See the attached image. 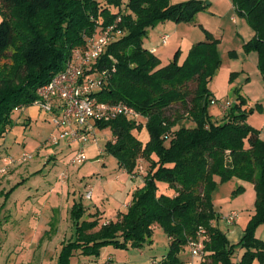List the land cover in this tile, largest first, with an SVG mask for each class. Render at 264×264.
I'll return each instance as SVG.
<instances>
[{
  "label": "trees",
  "instance_id": "trees-1",
  "mask_svg": "<svg viewBox=\"0 0 264 264\" xmlns=\"http://www.w3.org/2000/svg\"><path fill=\"white\" fill-rule=\"evenodd\" d=\"M0 138L13 124L12 114L37 98L38 87L61 71L72 51L83 49L86 37L111 25L122 34L111 41L91 65L108 76L93 93L96 100L123 102L145 118L149 139L134 131L140 120L118 116L109 122L111 139L104 151L118 167L133 173L139 159L146 163L143 185L135 189L116 220L100 222L96 213L83 218L81 201L73 203L74 237L63 242L59 264L76 254L97 257L106 245L142 248L153 227L163 228L169 245L156 264L179 263L178 253L202 236L199 264H264V241L255 229L264 223V139L247 122L245 100L230 105L221 117L208 106L214 99L209 81L220 65L217 39L199 40L179 61L180 49L162 64L143 46L149 28L159 22L191 21L205 11L203 0H0ZM253 37L244 46L257 53L264 76V0H232ZM12 52L8 54V50ZM9 60V62L7 61ZM173 108L172 113L168 110ZM188 122V123H185ZM192 122V124H191ZM237 178L253 184L254 214L243 236L231 243L214 223L218 214L211 194L219 182ZM161 183L167 184L162 190ZM237 186L234 190H242ZM238 249H243L234 260Z\"/></svg>",
  "mask_w": 264,
  "mask_h": 264
},
{
  "label": "rangeland",
  "instance_id": "rangeland-1",
  "mask_svg": "<svg viewBox=\"0 0 264 264\" xmlns=\"http://www.w3.org/2000/svg\"><path fill=\"white\" fill-rule=\"evenodd\" d=\"M170 1L176 3L183 0ZM203 1L210 4L209 10L207 8L205 11L198 12L188 22L166 20L157 23L148 29L146 39L144 38L145 43L148 41L157 45L161 34H167L168 44L157 47L161 62L166 64L172 59L177 49H180L181 61L190 45L199 40H206L208 36L217 39L216 51L220 65L209 81V87L221 99L218 98L210 103L208 111L213 117H217L221 113V105L227 103L232 105L242 98L245 100L244 107L247 108V122L259 129L260 136L264 139V76L257 66V53L246 50L244 46L253 37V30L245 18L238 15L232 8V0ZM3 10L0 3V19ZM233 17L235 21L232 20ZM11 52L12 49H9L8 54ZM229 108L223 112L228 111ZM21 111L13 112V124L0 138V155L14 158L22 153L31 155L28 160L15 163L2 174L4 178L14 173L15 181L12 179L7 183L0 182V264L18 262L20 264H59L57 258L60 244L62 245L63 240L66 242L72 238L74 223L71 219L62 221L66 216L71 217L73 202L67 206V212L64 207L53 209L51 202H47L46 199V193L52 187H55V191L62 193H65L67 189L60 185L62 178L66 180L61 167L54 166L44 158L46 153L53 154V148L56 145L46 141L50 136L58 135V131L54 129L49 121V115L45 112L40 110L38 117L26 122L23 118L26 116L25 112L22 117L19 116ZM172 112L173 108L168 110L169 114ZM139 120L143 121V118ZM96 134L100 146L104 149L106 138L111 136V130L108 127L97 128ZM100 158L103 162L91 163L88 160L83 164L91 169L90 173L93 176H96L95 173L99 174L100 169L102 173L107 174L112 172V170L109 171L110 169L118 168L117 161L111 154L104 151ZM139 164L146 169V163L142 159H139ZM14 166L19 168L13 169ZM160 187L166 188L167 184L161 183ZM236 188L234 178L224 182H219L217 179L211 194L212 202L222 211L235 209L241 212L249 208L254 209L253 189L245 187L234 192ZM97 190L101 191L102 187L97 185ZM78 198L77 196L76 201ZM88 203L91 201L84 199L83 218L88 216ZM121 208L123 210L126 208L122 202L118 201L117 205L109 198H100L96 202V207L94 206L97 217L106 212L108 218L115 213L117 215L118 209ZM240 219L237 223H241ZM248 221L244 223V229ZM217 224L220 229L225 226L221 220ZM58 226L62 227L58 228L60 231L56 233ZM260 226H264V223L259 224L255 229L257 238L259 237L256 231ZM151 240L141 249L134 247L124 249L108 245L98 257L85 256L90 257L89 259H83V255L76 254L71 259V264H156L162 254L167 252L169 245L167 236L159 225L153 227ZM191 255L190 246H185L178 253L180 262L177 264H195L197 260H193ZM155 258L156 262L153 261Z\"/></svg>",
  "mask_w": 264,
  "mask_h": 264
},
{
  "label": "built area",
  "instance_id": "built-area-1",
  "mask_svg": "<svg viewBox=\"0 0 264 264\" xmlns=\"http://www.w3.org/2000/svg\"><path fill=\"white\" fill-rule=\"evenodd\" d=\"M114 27L115 25H111L102 28L86 37L85 47L74 49L64 68L36 90L37 98L33 104L49 115L50 123L58 131V135L50 136L46 142L53 145H58L61 141L75 143L76 149L70 159L73 165L82 163L86 159L87 144L96 142L97 123L109 122L118 116L137 121L142 117L123 102H101L93 96L108 73L107 70L92 72L91 65L102 55L106 46L122 34L121 30H115ZM167 43L168 35H161L159 44ZM150 52H155V49ZM215 101L216 99H213L211 103ZM229 106L230 103L221 105L223 110ZM29 158L31 155L26 153L16 159L2 158L0 175L6 173L15 163L24 162ZM91 193L92 189L89 187L84 194L85 198H90ZM234 218L235 213H231L226 219L233 222ZM188 245L193 256L200 258L203 255L202 236L198 240L190 241Z\"/></svg>",
  "mask_w": 264,
  "mask_h": 264
},
{
  "label": "crops",
  "instance_id": "crops-1",
  "mask_svg": "<svg viewBox=\"0 0 264 264\" xmlns=\"http://www.w3.org/2000/svg\"><path fill=\"white\" fill-rule=\"evenodd\" d=\"M231 6H232V8H234L233 4ZM208 10H209V8H208ZM232 20L235 21L234 17L232 18ZM161 35H163V34H161ZM157 43H158L157 45L153 44L152 42H148V41L145 43V40H144L143 46L145 48H147L148 50H151L154 48L155 52H153V53L155 55H157L160 59V55L157 52V47L166 46L168 43L166 45H161V44H159V40ZM191 46L192 45H190V47ZM188 50H187V52H188ZM187 52L184 53L182 60L185 58ZM160 61H161V59H160ZM179 61H180V59H179ZM212 93H213V91H212ZM213 97L216 100L219 98L214 93H213ZM219 99H221V98H219ZM20 110H22V111H21L19 116L22 117V114L25 112L24 115H26V116H24L23 118L25 119L26 122H30L36 116L38 117V114L40 111V109L34 105H30L27 107H20L15 111H20ZM220 110H221L220 111L221 113L217 117H221L225 113V112H223L224 110L222 107H220ZM141 118H143V121L140 120L142 123V127L140 130L134 131V132H135L137 138L140 141H142L143 143H145L148 141L149 135H148L146 127L144 126L145 118L144 117H141ZM111 138H112V136H109L108 138H106V141L108 139H111ZM96 139H97L96 142H90L87 144L86 149H85L86 159L80 164L73 165L70 163V159H71V157L74 154V151L76 149L75 143H69L68 144L64 141H61L58 145H56V147L53 148V150H54L53 154L46 153V155L44 157L46 159V161L54 164V166L56 165V167H59V168L61 167L60 169L62 171V174L66 175V180H63V178H62V181H61L62 183H60V185L62 187L67 188L65 193L55 191V187L50 188V190L46 193L47 202H51L53 209H58V208L64 207V209L66 208V211L68 212L67 206H69L72 202L73 203L76 202L77 196L79 197L78 201H81L82 204H84V199H88L89 201H91V203H88L87 214H91V213L97 214L96 210H94V206L96 207V202L100 198H102V199L103 198H106V199L109 198L111 201H113L117 205H118V201H120V202H122L123 206H125L127 208L128 204L131 200L133 191L143 185V177L145 174V169H143V166L141 164H139V167L131 174L127 173L124 169L118 167L117 169H110V170L108 169L109 171L112 170V172H108L107 174H105V172L102 173L101 169H100L98 172L99 174L95 173L96 176H93L90 173L91 169H88V167H86L83 164L88 160H90L91 163L94 161L95 162H98V161L103 162V160L100 157L104 153V149L99 144L97 134H96ZM20 156H18V157H20ZM4 157L14 158V157H9V156H4L1 154L0 155V164H1L2 158H4ZM18 157H15L14 159H16ZM12 168L18 169L19 167L16 168V166H14ZM2 176L3 175L1 174L0 178ZM14 177H15L14 173L9 174L8 176H6L4 178L2 177L1 178L2 180L0 179V182L4 181L7 183L8 180H12V179H13V181H15ZM234 179L236 180L237 186H242L243 188L246 187V188H250V189L252 188L254 191L252 183L247 182V181H243V180H240L237 178H234ZM97 185H100L102 187L101 191L97 190ZM89 187L92 189L91 197L85 198L84 194L89 189ZM162 190L168 191V189L163 188V187H162ZM254 195H255V191H254ZM95 200H96V202H95ZM254 200H255V198H254ZM213 205H214V208L218 214V218L216 221H214V223L217 226H218L217 223H219V220H221V222L225 223V226L221 227V230L225 233L229 242H231V243L238 242L244 233V223L247 220H249V218L254 214V209L249 208V209L243 210L241 212H237L235 209L222 211L220 208H218L214 204V202H213ZM126 208L124 210H126ZM124 210H123V208L118 209L119 212L124 211ZM105 213L106 212H104V214H100L98 216L100 222L106 223L109 220H115L117 218L116 213L111 218H108V216H106ZM231 213H235V218H234L233 222H229L226 219L227 216ZM238 213H239V217H238ZM240 218H242V219H240ZM66 219L72 220L71 217L66 216L65 219L62 221H66ZM239 219H240L241 223H237ZM61 227L62 226L56 227L57 229L55 230V232L58 233L60 231L58 228H61ZM72 234H73V236H71V237L73 238L74 237V231ZM256 235L261 240L264 241V226H260L257 229ZM72 238H70V239H72ZM167 240H168V244H169V239L167 238ZM63 242H65V241L63 240ZM60 246H61V244H60ZM107 246L108 245L103 246L100 249V253ZM242 251H243V249L237 250V252L235 253V256H234V260L239 259L240 255L242 254ZM162 255H164V254H162ZM191 256H192L193 260L194 259L197 260V262L195 264H199L201 257L199 258V257L193 256V255H191ZM82 258L83 259H85V258L89 259L90 257L84 256ZM153 261L156 262L157 259L155 258ZM13 264H20V263L18 262V263H13Z\"/></svg>",
  "mask_w": 264,
  "mask_h": 264
}]
</instances>
